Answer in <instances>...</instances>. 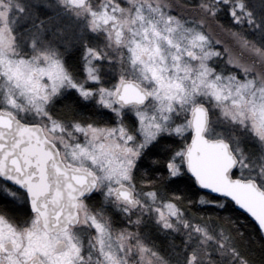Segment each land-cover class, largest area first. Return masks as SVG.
<instances>
[{
  "label": "snow or ice",
  "instance_id": "snow-or-ice-1",
  "mask_svg": "<svg viewBox=\"0 0 264 264\" xmlns=\"http://www.w3.org/2000/svg\"><path fill=\"white\" fill-rule=\"evenodd\" d=\"M0 264H264V0H0Z\"/></svg>",
  "mask_w": 264,
  "mask_h": 264
}]
</instances>
